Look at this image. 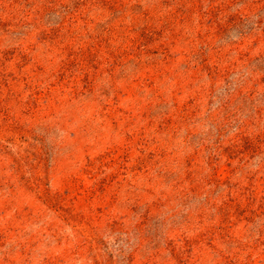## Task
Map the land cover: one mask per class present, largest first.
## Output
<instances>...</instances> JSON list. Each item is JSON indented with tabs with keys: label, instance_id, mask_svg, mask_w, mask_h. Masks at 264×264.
I'll return each instance as SVG.
<instances>
[{
	"label": "rangeland",
	"instance_id": "1",
	"mask_svg": "<svg viewBox=\"0 0 264 264\" xmlns=\"http://www.w3.org/2000/svg\"><path fill=\"white\" fill-rule=\"evenodd\" d=\"M0 264H264V0H0Z\"/></svg>",
	"mask_w": 264,
	"mask_h": 264
}]
</instances>
